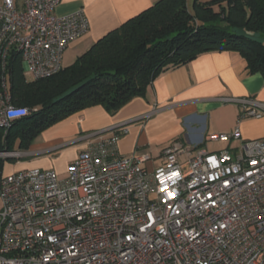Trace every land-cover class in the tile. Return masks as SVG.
<instances>
[{"label": "built area", "instance_id": "2783aa9c", "mask_svg": "<svg viewBox=\"0 0 264 264\" xmlns=\"http://www.w3.org/2000/svg\"><path fill=\"white\" fill-rule=\"evenodd\" d=\"M58 2L22 0L19 9L0 0V129L29 113L10 102L9 55L20 54L32 80L46 79L88 31L82 10L55 15ZM220 100L241 108L238 121L264 117L262 103ZM118 128L78 139L86 146L64 178L42 169L6 174L7 161L25 153L0 150V264H264V138L242 141L237 152L175 141L148 172L147 154H118ZM240 139L238 125L208 137Z\"/></svg>", "mask_w": 264, "mask_h": 264}, {"label": "trees", "instance_id": "16d2710c", "mask_svg": "<svg viewBox=\"0 0 264 264\" xmlns=\"http://www.w3.org/2000/svg\"><path fill=\"white\" fill-rule=\"evenodd\" d=\"M235 52L264 77V0H159L97 40L56 75L28 81L20 54L8 57L12 106L29 113L0 129V150H27L45 130L95 106L109 115L144 97L161 74L211 52ZM2 163H0V169Z\"/></svg>", "mask_w": 264, "mask_h": 264}, {"label": "crops", "instance_id": "0c3cea01", "mask_svg": "<svg viewBox=\"0 0 264 264\" xmlns=\"http://www.w3.org/2000/svg\"><path fill=\"white\" fill-rule=\"evenodd\" d=\"M157 1L59 0L55 15L66 16L82 10L88 22V31L63 53L62 66L64 59L67 61L63 68L74 63L105 34ZM15 4L20 9L22 0H15ZM223 97L247 98L264 104V77L261 73L249 74L244 59L235 52L202 54L158 76L144 97L132 99L113 115L95 106L45 130L24 151L22 159H28L27 163L18 161L4 173L42 169L54 171L63 178L67 167L86 146L85 141L78 139L115 126L120 133L116 144L118 154H147L150 160L142 166L148 172L161 165L163 150L175 141L209 152H237L242 141L264 138V117L238 121L241 108L221 101ZM237 125L240 140L223 143L208 140L213 134L230 133ZM52 154L54 156L48 157Z\"/></svg>", "mask_w": 264, "mask_h": 264}, {"label": "rangeland", "instance_id": "374dc122", "mask_svg": "<svg viewBox=\"0 0 264 264\" xmlns=\"http://www.w3.org/2000/svg\"><path fill=\"white\" fill-rule=\"evenodd\" d=\"M192 2H193V0H186V3H187V6H188V9H189L190 11H192ZM66 62H67V61L64 59V61H63V66H65V64H67ZM72 64H73V63H72ZM23 74H24V77H25L26 80H28V81H32V78L29 76L30 74H29L28 72L24 71ZM8 88H9V87H8ZM13 149H14V151H19V148H18V140H17L16 143L14 144ZM52 156H54V154L49 155L48 157L51 158ZM19 161H20L21 163H27L26 161H28V159H21V160H19ZM14 163H15V160L7 161V166L4 167V172L7 171V167H9L10 165L12 166ZM66 171H67V170H66ZM65 176H66V175H65ZM63 178H64V177H63Z\"/></svg>", "mask_w": 264, "mask_h": 264}, {"label": "water", "instance_id": "95a60500", "mask_svg": "<svg viewBox=\"0 0 264 264\" xmlns=\"http://www.w3.org/2000/svg\"><path fill=\"white\" fill-rule=\"evenodd\" d=\"M15 115H17L18 114V112H16V113H14Z\"/></svg>", "mask_w": 264, "mask_h": 264}, {"label": "snow or ice", "instance_id": "6c2138e0", "mask_svg": "<svg viewBox=\"0 0 264 264\" xmlns=\"http://www.w3.org/2000/svg\"><path fill=\"white\" fill-rule=\"evenodd\" d=\"M162 191H163V189H162Z\"/></svg>", "mask_w": 264, "mask_h": 264}]
</instances>
